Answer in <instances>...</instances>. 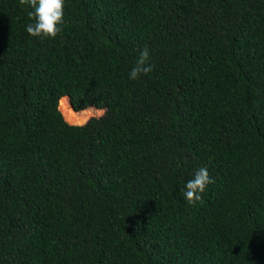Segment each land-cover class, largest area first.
<instances>
[{
	"label": "trees",
	"instance_id": "obj_1",
	"mask_svg": "<svg viewBox=\"0 0 264 264\" xmlns=\"http://www.w3.org/2000/svg\"><path fill=\"white\" fill-rule=\"evenodd\" d=\"M29 11L0 0V264H264V0Z\"/></svg>",
	"mask_w": 264,
	"mask_h": 264
},
{
	"label": "clouds",
	"instance_id": "obj_2",
	"mask_svg": "<svg viewBox=\"0 0 264 264\" xmlns=\"http://www.w3.org/2000/svg\"><path fill=\"white\" fill-rule=\"evenodd\" d=\"M20 5H30L34 11H29L28 16L34 23L26 25V32L37 38H55L60 31L58 25L63 23L65 14V0H19ZM150 50L145 46L139 52L137 61L130 72V79H139L141 74L147 75L154 70L150 63ZM84 110L93 111L97 118L104 115V110L96 105H86ZM214 183L207 167H201L195 172L194 179L187 181L182 195L190 204L195 205L202 200L206 187Z\"/></svg>",
	"mask_w": 264,
	"mask_h": 264
},
{
	"label": "water",
	"instance_id": "obj_3",
	"mask_svg": "<svg viewBox=\"0 0 264 264\" xmlns=\"http://www.w3.org/2000/svg\"><path fill=\"white\" fill-rule=\"evenodd\" d=\"M69 96V95H68ZM69 100H70V102H71V104H72V107L75 109V107H74V105H73V103H72V101H71V98H70V96H69ZM66 119V118H65ZM89 119V118H88ZM87 119V120H88ZM87 120H85L84 122H86ZM69 122V121H68ZM84 122H82V123H84ZM70 123H75V122H70ZM79 124H81V123H79Z\"/></svg>",
	"mask_w": 264,
	"mask_h": 264
},
{
	"label": "rangeland",
	"instance_id": "obj_4",
	"mask_svg": "<svg viewBox=\"0 0 264 264\" xmlns=\"http://www.w3.org/2000/svg\"><path fill=\"white\" fill-rule=\"evenodd\" d=\"M103 110H104V112H105V109L104 108H102ZM91 117H97L96 116V114L94 113V112H92V114L90 115V117L89 118H91Z\"/></svg>",
	"mask_w": 264,
	"mask_h": 264
}]
</instances>
